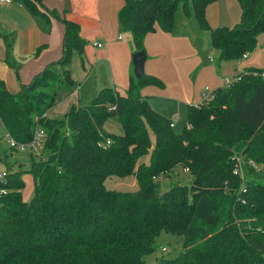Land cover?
Listing matches in <instances>:
<instances>
[{"label":"trees","instance_id":"1","mask_svg":"<svg viewBox=\"0 0 264 264\" xmlns=\"http://www.w3.org/2000/svg\"><path fill=\"white\" fill-rule=\"evenodd\" d=\"M13 1L44 30L50 29L52 16L65 32L60 59L16 93L0 78L6 134L27 143L42 128L48 153L31 161L29 201L21 194L23 170L8 166L6 182H0L6 190L0 194V264H145L143 257L154 251L161 231L182 236L183 251L156 264H264V78L218 87L209 105H188L182 133H175L170 119L141 95L146 85L163 86L145 72L130 76L124 92L103 87L90 104L49 118L58 94L76 89L68 65L74 51L83 64L85 40L77 23L44 11L42 0ZM123 1L118 21L135 52L144 50V37L156 25L173 30L180 5L208 32L220 61L251 52L264 34V0H238L241 19L230 27L209 25L205 8L215 0ZM0 36L9 50L11 34L0 30ZM258 70L264 68H247L244 76ZM112 116L120 122V134L103 128ZM147 153L149 161L141 162ZM248 158L260 167L247 166ZM178 166L187 170L190 183L163 190L159 178ZM129 174L135 175L138 190L105 186L106 178Z\"/></svg>","mask_w":264,"mask_h":264},{"label":"crops","instance_id":"2","mask_svg":"<svg viewBox=\"0 0 264 264\" xmlns=\"http://www.w3.org/2000/svg\"><path fill=\"white\" fill-rule=\"evenodd\" d=\"M226 2V15L236 21L242 13L238 0ZM123 4V0H42L45 8L55 10L61 17L78 24L79 35L85 40L82 68L85 69L87 61L93 62L95 67L105 64L110 75L107 81L115 88H126L125 85L129 84L133 72L132 54L135 52L130 34L127 33V37L123 38L121 33L123 31L117 15ZM205 16L212 23L210 15L205 12ZM188 19L190 17L185 16V21L178 27L175 25L171 32H165L156 25L143 40L146 53L144 72L161 79L163 86L146 85L141 88V95L147 98L153 109L164 116L155 97L178 99L188 105H198L199 91H192L194 82L201 78L210 87L220 84L214 67L203 61V52L208 58L211 57L210 51H207L211 47L209 34L198 31L197 40L189 32L192 26L187 23ZM50 22V29L46 31L22 3L0 1V30L11 34L9 50L5 39L0 36V78L10 92L16 93L20 84L29 83L46 65L60 59L65 27L52 16ZM97 43L100 46L95 45ZM215 51L217 61L221 62L218 60V51L214 49ZM241 58L248 62L238 74L247 68L263 69L264 37L262 40L258 38L256 47ZM96 92L97 90L94 93ZM177 118L174 120H178ZM186 126L187 121L184 128Z\"/></svg>","mask_w":264,"mask_h":264},{"label":"rangeland","instance_id":"3","mask_svg":"<svg viewBox=\"0 0 264 264\" xmlns=\"http://www.w3.org/2000/svg\"><path fill=\"white\" fill-rule=\"evenodd\" d=\"M44 11L48 8H44ZM228 9L226 0H215L207 4L205 8L206 14H209L212 20L208 23L210 26H232L234 23L240 19L242 13L239 14V19L232 21L230 15H226V10ZM50 10V9H49ZM57 13V12H56ZM47 14V13H46ZM48 15V14H47ZM207 18V16H206ZM182 21H185V15L183 13L181 5L179 6L175 24L176 27L180 25ZM187 23L192 26L189 28V32L192 35H195V38L198 40V31H202L197 26L196 22L190 18ZM208 33L207 31H203ZM123 38L127 37L128 32H121ZM264 34H259L258 38L263 39ZM126 40V39H125ZM210 56L208 58L206 53L203 52V61L209 65H212L216 71V75L220 84L210 87L208 83L202 82V79L199 78L197 82L193 83L192 91H199V101L201 103L205 94L210 93L217 86L226 88L227 86L239 82L241 79H250L254 80L257 78H264V71L258 70L254 71L251 76L245 75L247 72L238 74L243 66L247 65V59L238 58L233 60H224L221 62L217 61L216 51L210 47ZM212 62V63H209ZM219 63V64H218ZM70 76L73 78L76 89L74 92L66 95L63 93L58 94L56 105L51 107L48 110L47 117L49 118H63L64 115L72 108L73 105L85 106L90 104L92 101L95 91L103 87H111L112 83L107 81L109 78L108 67L104 64L103 66L93 65V62H85V69L82 68L79 55L76 51L72 52L70 63L68 65ZM260 69V68H257ZM132 75L133 72H132ZM236 80H235V79ZM234 79V80H233ZM231 81L229 84H225V81ZM233 80V81H232ZM193 81V79H192ZM128 83L125 85L128 88ZM126 88H118L121 92H124ZM206 89L208 91L206 92ZM201 96V97H200ZM214 97V93H211V96L208 101H205L203 105H209V102ZM156 102L159 103L162 112L165 113V116H168L170 121L173 123V131L175 133H182L184 126L187 121V103H184L178 99H163L161 96L154 98ZM196 103V104H198ZM191 104V103H190ZM154 107V106H153ZM156 108V107H154ZM176 116V117H175ZM178 117V118H177ZM177 118L178 120H174ZM103 128L106 132L111 134H120L122 128L120 122L116 116L110 117L103 125ZM151 139L154 140V136L151 133ZM10 137L6 134L5 128L0 122V173L7 171L8 166L12 171L23 170L22 179L24 181V186L22 188L21 194L22 198L25 201H29L34 194V180L32 174L28 171L32 159L37 161L43 160L48 156V153L43 151V147H38L37 151H32L30 149H16L10 147L9 144ZM150 154L147 153L140 159L141 162H148ZM247 166H253L255 169H258L260 166L252 163V160L248 158L246 162ZM161 182V188L164 190L169 187L170 184H189L190 176L186 169L183 167H176L172 173L166 175L165 177L159 178ZM105 186L109 189L134 192L138 190L139 186L134 174H129L126 176H110L105 179ZM183 251V237L175 235L170 232L161 231L160 234L155 239V249L153 252L146 254L144 258L145 264H156L160 259L174 258Z\"/></svg>","mask_w":264,"mask_h":264},{"label":"built area","instance_id":"4","mask_svg":"<svg viewBox=\"0 0 264 264\" xmlns=\"http://www.w3.org/2000/svg\"><path fill=\"white\" fill-rule=\"evenodd\" d=\"M0 1H1V2H6V3H8V2H10V1H12V0H0ZM95 45L100 46L99 43H97V44H95ZM245 56H246V54H243L242 57H245ZM234 79H235V78H234ZM234 79H233V80H234ZM233 80H232V81H233ZM235 80H236V79H235ZM230 82H231V81H227V80H226L225 83H224L223 85H225V84H229ZM207 91H208V89H206V92H207ZM211 93H212V92H210V93H208V94H205L201 103H204L205 101H208L209 98H210V96H211ZM199 104H200V103H199ZM44 137H45V132H44V130H43L42 128H39V129L35 132L34 137H33V139H32L30 142H27V143H21V142H18V141H16V140H14L13 138H10V140H9V144H10V147H12V148H16V149H30V150H32V151L35 152V151H37L38 147L43 146V143H44ZM106 143L108 144V143H110V141L107 140ZM252 163H253V162H252ZM238 170H239V168L236 167L235 171H238ZM0 182H2V183H5V182H6V171L0 173ZM5 191H6V190H5L3 187H0V194H4Z\"/></svg>","mask_w":264,"mask_h":264},{"label":"water","instance_id":"5","mask_svg":"<svg viewBox=\"0 0 264 264\" xmlns=\"http://www.w3.org/2000/svg\"><path fill=\"white\" fill-rule=\"evenodd\" d=\"M146 53L144 50L136 51L132 54L133 74L135 78L140 77L144 73V62Z\"/></svg>","mask_w":264,"mask_h":264}]
</instances>
